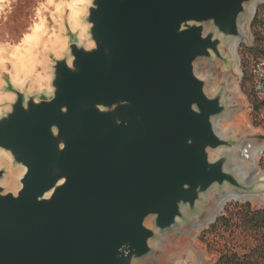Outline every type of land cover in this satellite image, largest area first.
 <instances>
[{"label":"water","instance_id":"1","mask_svg":"<svg viewBox=\"0 0 264 264\" xmlns=\"http://www.w3.org/2000/svg\"><path fill=\"white\" fill-rule=\"evenodd\" d=\"M251 1L89 0L48 87L5 80L0 154L23 172L0 184V264H136L214 187L256 189L229 170L224 95L195 71L225 60Z\"/></svg>","mask_w":264,"mask_h":264},{"label":"rangeland","instance_id":"2","mask_svg":"<svg viewBox=\"0 0 264 264\" xmlns=\"http://www.w3.org/2000/svg\"><path fill=\"white\" fill-rule=\"evenodd\" d=\"M262 1L256 3L253 17L249 24H246L250 40L242 41L237 46L240 75L235 77L229 87L226 86L225 78L231 74L232 68L230 58L223 50L225 43L220 47L225 60L213 56L210 59L199 58L195 62L196 73L207 74V76L200 74V77L206 80L208 94L213 96L222 92L224 95L226 109L223 115L227 114V116L222 130H225L226 137L236 142L234 148L244 140L251 141L253 146L263 147H258V154L252 147L254 155L245 157L247 166L254 168V172L248 169L249 176L252 175L254 180L251 182L246 180V182L256 189L239 191L232 187L222 189L214 187L200 203L197 214L187 215L177 226L157 232L156 238L151 243V253L136 264H214L222 252L234 251L243 255L252 251L257 244L254 232L245 230L241 224L227 228L220 227L214 231H209V228L218 217L225 214L226 207L237 211L238 207H235V204L249 203L254 209L264 208V105L255 97L250 78V65L261 55V44L255 33L258 27L251 26V23L256 12L263 9ZM72 3L73 0H6L3 2V6L0 7V112L6 108L8 100V96L2 92L7 78L20 88L33 92L49 86L52 58L59 56L66 47L65 27L70 25L68 15ZM88 3L89 0H83L80 3V12L77 16L80 23ZM35 28H39V39L26 50L23 38L26 34L32 33ZM57 38L61 40L58 44H56ZM24 52L26 55H23ZM18 58H25L27 67L23 66ZM243 69L249 76V80H243ZM38 73L45 76L44 82L37 81ZM227 94L230 98L228 101ZM234 154L235 149L232 150V159ZM8 166L7 164L0 166L6 169V174ZM10 166L20 170V167L11 164ZM20 175L21 171L16 177V187ZM0 184L5 186L1 182ZM232 191L245 194L247 197L229 198L221 213L210 223H205L194 230L189 229L193 219L204 218L206 208L210 209L219 195L232 193ZM235 219L234 222H236ZM152 225L151 223L150 226ZM156 240L158 242L155 244Z\"/></svg>","mask_w":264,"mask_h":264},{"label":"bare ground","instance_id":"3","mask_svg":"<svg viewBox=\"0 0 264 264\" xmlns=\"http://www.w3.org/2000/svg\"><path fill=\"white\" fill-rule=\"evenodd\" d=\"M6 0H0V7L3 6V2ZM83 0H73V3L70 5V12H69V21H70V26L73 29H78L80 31V37L82 39L86 38L85 34V27L79 22L77 19V16L80 12V3H82ZM261 0H252L248 4L245 5V12L244 14H241L238 18V27L239 30L242 34V37H232L229 38L225 47L223 50L228 54L230 58V63H231V74L228 76V78H225V81L227 83L226 86L229 87V84L233 82L236 76L240 75V68H239V60H238V54H237V46L240 42L242 41H248L250 40V37L248 36L247 29H246V24L250 22V20L253 17L254 10L256 8V3ZM72 2V1H71ZM39 29V28H38ZM37 28L33 30L32 33L26 34L23 38V43L25 45V49L28 50L30 46H32L37 39H39V31ZM60 38L56 39V44L60 43ZM37 45V44H36ZM26 52V51H25ZM23 53V55H26V53ZM22 55V54H21ZM25 58H18V61L25 67L26 61H24ZM19 63V65H20ZM32 64V63H30ZM23 68V67H22ZM201 71V70H200ZM205 72V71H204ZM201 76H207V74H202L200 73ZM198 73V75L200 76ZM209 75V74H208ZM37 81L38 82H44L45 81V76L41 73H38L36 75ZM231 87V86H230ZM230 90V89H229ZM229 95L227 94L226 100L228 101ZM227 114L218 116L213 119V125L216 133L220 137H226L224 135L225 130H222L223 124H224V119L226 118ZM256 149V153L258 154V147L262 146H253L251 144V141L249 140H244L241 144H239L237 147H235V154H234V159H232V164L229 167V170H235L242 178L245 180H249V182L254 180V177L252 175L249 176L248 169H251V171L254 172V168L247 166V162L245 159L248 158V156L252 157V154L254 155V149ZM263 148V147H262ZM219 152V151H218ZM218 152L212 151L210 152L211 157L214 159ZM256 155V154H255ZM247 156V158H245ZM9 165L8 166V173L4 176V178L1 180V183L4 184L7 188H16V177L21 171L23 172V169L20 168V170L14 169L10 166V162L7 158V155L5 153L0 154V166L2 165ZM251 196V195H250ZM256 196V195H255ZM253 196V197H255ZM231 197H247L245 194H239L235 191H232V193H225L219 195L213 202L212 207L209 209L206 208V214L204 218L201 220L198 219H193L190 223L189 229H197L198 227H202L205 225V223H210L217 215H219L224 207V204L226 201H228L229 198ZM249 197V194H248ZM152 222L150 219L147 220V224L150 225ZM158 242L156 240L155 244Z\"/></svg>","mask_w":264,"mask_h":264},{"label":"trees","instance_id":"4","mask_svg":"<svg viewBox=\"0 0 264 264\" xmlns=\"http://www.w3.org/2000/svg\"><path fill=\"white\" fill-rule=\"evenodd\" d=\"M261 11H257L251 26L256 25L258 29L255 31L257 34L260 44L261 36L259 31V14ZM250 50V49H248ZM252 50V49H251ZM260 51L262 49L260 46ZM244 72V69H243ZM252 79L253 89V76L250 74ZM249 76L246 72L243 74V80H249ZM254 92V90H253ZM257 100L264 105V102L260 100L254 93ZM238 207L237 211H233L230 207L225 208V214L218 217L215 222L210 225L209 231H214L220 227H231L233 225L241 224L245 230L252 231L255 234L257 244L255 248L247 254L239 255L234 251L222 252L214 264H264V208H252L249 203L235 204ZM236 218V222H234Z\"/></svg>","mask_w":264,"mask_h":264},{"label":"built area","instance_id":"5","mask_svg":"<svg viewBox=\"0 0 264 264\" xmlns=\"http://www.w3.org/2000/svg\"><path fill=\"white\" fill-rule=\"evenodd\" d=\"M263 9L259 14V31L261 36L262 53L253 60L250 71L253 76V90L256 96L264 102V0L261 3Z\"/></svg>","mask_w":264,"mask_h":264}]
</instances>
